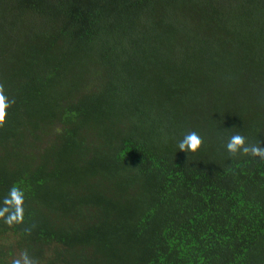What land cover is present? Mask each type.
I'll list each match as a JSON object with an SVG mask.
<instances>
[{
  "label": "trees",
  "instance_id": "obj_1",
  "mask_svg": "<svg viewBox=\"0 0 264 264\" xmlns=\"http://www.w3.org/2000/svg\"><path fill=\"white\" fill-rule=\"evenodd\" d=\"M0 83V264H264V0H0Z\"/></svg>",
  "mask_w": 264,
  "mask_h": 264
},
{
  "label": "clouds",
  "instance_id": "obj_2",
  "mask_svg": "<svg viewBox=\"0 0 264 264\" xmlns=\"http://www.w3.org/2000/svg\"><path fill=\"white\" fill-rule=\"evenodd\" d=\"M14 103L15 99H10L5 94L4 85L0 83V130L5 129L8 109ZM202 144L201 136L195 131H190L179 141L178 149L180 152L195 154L200 150ZM225 147L230 157L250 156L259 158V161L264 163V148L260 146V142L248 144L245 137L239 133L230 136ZM24 204V191L13 185L9 189L8 195L4 197L2 206H0V220L10 227L22 224L24 221ZM12 264H36V261L24 251L18 258L13 259Z\"/></svg>",
  "mask_w": 264,
  "mask_h": 264
}]
</instances>
